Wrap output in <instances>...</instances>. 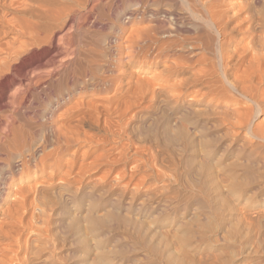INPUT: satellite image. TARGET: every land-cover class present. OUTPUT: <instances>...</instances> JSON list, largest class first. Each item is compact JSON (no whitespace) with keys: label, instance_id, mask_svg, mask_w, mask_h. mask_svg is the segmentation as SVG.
Instances as JSON below:
<instances>
[{"label":"rangeland","instance_id":"374dc122","mask_svg":"<svg viewBox=\"0 0 264 264\" xmlns=\"http://www.w3.org/2000/svg\"><path fill=\"white\" fill-rule=\"evenodd\" d=\"M258 1L259 4H257ZM234 2L237 3L235 7L239 8L240 11L242 10L240 12V19H244L245 21L241 28L244 30L241 31L243 34L241 33L237 36L241 39L237 46L239 48L245 47L246 51L244 55L246 59L248 55L252 53L253 49L260 47L259 41H264V0H257V2L256 0H233V3ZM238 4H240V7H238ZM95 12L89 16L88 21H85L80 19L84 13L86 15V12L82 11L79 14L80 16L78 17L79 19L76 27H74L71 32L73 34L79 32L74 35L75 38L80 35L77 41L82 42V45L80 42V47L83 46L82 48L85 47L83 44L88 45L89 43L90 46L91 44L94 46L95 43L99 44L101 40H103L102 38H104V36H101L100 32L99 35L96 32L99 31V29L94 22H97L99 15ZM81 14L83 15L81 16ZM94 14L95 16H93ZM93 19H95V21ZM84 21L86 23L88 22L90 28L87 24H83ZM78 22L82 23L79 24ZM79 25L83 26L82 31L79 29L77 31L75 30L77 27H80ZM92 26H94L96 30H92ZM107 27L105 28L106 31ZM106 31L104 33L107 34ZM91 38L93 39L91 40ZM99 39L100 41H98ZM95 40L97 42H95ZM115 53L116 50L113 49L111 54L113 58L110 60L113 65V67L111 66V70L114 68L112 74L119 69L117 64L114 63ZM261 53L264 56V53ZM107 61H109V58ZM192 64L193 68H191ZM115 65L116 67H114ZM184 67L194 71V68L197 69L201 66L193 62L188 64L187 67ZM118 71L115 72V76L111 75L110 72L107 73L106 76H112L114 78L120 77L119 79L124 81L123 84H125L127 80V82L131 80L130 82H133V84L137 79H142V81L140 80L142 83L143 80L151 81L152 85L155 87L154 89L151 87L153 93L146 92L145 94V92L142 93L137 91L138 93L133 101V106L131 105L129 109L122 108L118 114L111 116V118H107L104 112H101L100 114L95 113L93 117L82 120L78 124L79 126L76 125L75 131H73L74 136L73 134L71 136V144L73 145H70L71 147L67 150L66 155L60 156L56 153L57 156H54L56 161L55 167L50 170L45 169L36 178H33L32 175L28 181L22 183V185L27 186V188H34L32 191H30L31 189L29 188L28 197L30 203H28V207L25 209L26 213L24 212L23 222L21 221L23 225L21 226V229H23V237L21 240L23 239L24 242L20 240V243H22L20 245V256L18 257V259L21 258L19 260L21 261L20 264H166L164 259H160L141 245L139 241L141 234L138 235V233L141 232L140 229H142L141 225L144 227V231L142 229V232H144L143 237L146 236L149 239L145 237L147 242L153 241V244L150 243L151 245H157V240L159 241V245L160 242L162 244L164 241L160 239H163L162 237L165 239L170 233L171 237L169 236L170 238L167 237L165 239V242H167L166 244H170L168 245L171 250L168 249L169 252H171L170 255H173L172 251L174 252V250H176L174 255H179L180 253V255L183 256L175 255L172 257H175V259L179 257L181 261L182 258L185 259L183 262H188L185 264H202L206 255L208 256L206 259L213 264H231L233 261L232 264H261V262L264 264V254H262V251H257L255 248L250 247L253 246V244H251L253 240L251 238H253V236L248 233L246 235V222L244 219L246 213L249 215L253 212H264V192L259 193L254 189L258 184H260V186L264 184V143H254V140L248 137L249 133L243 132V128L239 125L233 127V124L238 120V115L234 113L236 104L232 103L234 97L231 94H226V92L222 90L221 84L213 82L215 78L208 79L206 77H200V82L207 84L206 82L210 81V83L215 86H213L211 91L208 90L204 94L202 92H200L201 94H196L194 92L195 90L191 88L185 91L186 93L184 95H180L179 93L182 89L180 86H183L181 83L182 78L177 75L175 69L164 74H159V69L154 71L153 68L145 73L135 72L134 70L131 74L126 75H122L120 74V70ZM155 72L158 74H153ZM156 75L157 77H153ZM137 76L139 77L137 78ZM128 78L131 79L129 80ZM87 95L93 97L91 94ZM231 97L233 99H231ZM258 104L259 110L253 107L250 113L252 116L250 117L252 120V128L256 126L259 128L263 126L264 128V95L261 96ZM184 106H189L190 108L188 107L187 109ZM184 108L187 110V115L182 111L185 110ZM181 114L183 116H181ZM231 118H234V120H231ZM26 128L23 129L28 132L29 127ZM197 128H199V130ZM42 129H39V131L37 129L36 131L37 141H35L38 142L37 144H40L42 142L41 140L45 138L48 133L47 128ZM185 130H187V132H185ZM194 130L198 134L194 132ZM40 131L41 133H38ZM42 131H44L45 134H43L44 132ZM192 135H194L193 138ZM180 139H185L190 142L184 141V143ZM183 144L186 146H183ZM258 144L261 145V147H257L259 146ZM187 145L189 147H187ZM57 147L58 146L53 144L52 140L49 139L44 147L45 150L44 148L43 150L47 151L45 153L49 151L54 152ZM52 159L53 157L51 160ZM59 159L62 160L61 164L57 163ZM70 159L73 160V162H70L71 165L68 162ZM247 159L249 161H247ZM254 163L256 164L255 167ZM56 164L59 165L56 166ZM248 165H250L254 174L252 170L248 171ZM239 166H241V168ZM67 167H70V170ZM0 168L2 169L1 172L6 170L3 165H0ZM193 169L198 170V172L196 170L194 172ZM257 171L260 174L257 173ZM253 176H259V178ZM11 178L18 179L16 176H12ZM221 178H225V181L221 180ZM214 179H219L220 185H218L219 180H215V182ZM221 181H224V183L221 184ZM226 182H229V185ZM248 184H252V186ZM217 185L219 187H217ZM205 188H207V190H205ZM251 188L253 190L249 191ZM31 195H33V197ZM203 195H207L206 200ZM208 196L210 197L208 198ZM63 197L64 199H62ZM211 197L215 199L212 198L211 201ZM195 198H197V200ZM181 202H183V204ZM108 204L110 206L112 204L114 205L120 219H125L126 221L130 220V223H128L132 224V227L131 225L127 227V224L125 226L122 220H120L121 222L117 220L118 223L116 220H114L116 223L113 221L107 222L106 216L110 213V206ZM208 204L211 206L208 207ZM184 205L187 206V208ZM212 206L216 208L218 215L212 210ZM172 208L177 209V212H175V210L173 212ZM224 208H226V210H224ZM157 209H160L161 212H158L159 215L157 213L154 215V211ZM33 212L35 214H33ZM146 212L151 213L148 214ZM88 214L89 216L93 215L92 217L97 221H102L101 219H104L106 222L103 225H97L95 229L92 228V231V229L86 225L88 221L85 218H88ZM29 215H32V217ZM220 215L223 216L220 217ZM188 216L192 217L190 218ZM73 221H80L79 223L77 222L78 232H75L77 236L69 232L71 231L69 227H72ZM221 221L224 223L222 224ZM70 222L72 224H70ZM132 222H134L135 225L139 223L141 225L139 224L140 227L139 225H134V230V223ZM177 225H179L180 228ZM224 226L226 228L225 231ZM240 227L243 230L240 229ZM131 229H133V231ZM148 229L149 232H147ZM165 229L167 231L169 230L168 234L165 232ZM161 230L163 233L160 235ZM170 230L173 233H171ZM181 230L185 231L182 232ZM233 231H237L239 234ZM186 234L192 236V239L189 240V244L185 246L180 243L181 240L185 239L183 237H186ZM152 235L153 240L150 239ZM164 235L167 236L165 237ZM173 235L180 240L177 242L178 240L176 239L177 245H180V247L175 244L176 242H174L175 238ZM180 235L182 238H179ZM233 235H235V238ZM237 235L238 237H236ZM154 236L157 243L154 240ZM202 236H204V239L201 240L200 237ZM171 238L174 239V243H171ZM25 239L28 240L26 241ZM234 239L237 242H235ZM169 240H171V242ZM95 241L97 242L95 243ZM230 241L234 244H231ZM10 242L12 243V241ZM8 245V243L7 246L5 245L8 247L7 249L10 248ZM170 247H172V249ZM173 247H177V249L179 247V252L176 248L173 249ZM233 249L234 251L236 250V256ZM249 249L250 256L248 255ZM254 249L256 251H253ZM98 250H101L100 252H103L102 255L104 256H101V253L99 255ZM237 250L239 252H237ZM183 251H185L186 254L183 253ZM252 251L258 254L255 253L256 255H254ZM111 252H113V254ZM5 253L7 256L8 254L11 255V252L7 254L6 251ZM192 255L194 256L191 257ZM232 255L234 257H232ZM103 258H105V261ZM212 258L215 263L212 261ZM197 260L201 262H197ZM204 261L206 260L204 259ZM206 262L212 264L211 262Z\"/></svg>","mask_w":264,"mask_h":264},{"label":"bare ground","instance_id":"6f19581e","mask_svg":"<svg viewBox=\"0 0 264 264\" xmlns=\"http://www.w3.org/2000/svg\"><path fill=\"white\" fill-rule=\"evenodd\" d=\"M237 3H233V0H0V165H3V167L6 168L4 172H1L2 169L0 168V264H20L21 262L19 261L21 258L18 259L20 256V245L22 244L20 243V240L23 237V229H21V226H23L22 219L24 217L23 215L26 213L25 209L28 207V203H30L28 194L29 190L31 189L29 186L28 187L30 189L27 188V186H23L22 183L28 181L32 175L33 178H36L45 169L50 170L55 167L56 161L54 156H57L56 153H58L60 156L66 155L67 150L71 147L70 145H73L71 144V136L73 131H75L76 125L79 126L78 124L82 120L88 117H93L95 113L100 114L101 112H104L107 118H111V116L118 114L122 108L129 109L133 104L138 92H145V94L146 92L153 93L152 89L155 87L152 85L151 81H148L147 79V81L143 80V83L141 82L142 79L139 78L141 81L137 79L138 82L135 79L136 81L133 84V82H130L131 78H128L130 81L127 82V80L125 84H123L124 81L119 79L120 77H112L111 75L116 74L115 72L118 70H120V74L126 75L131 74L134 72V70L135 72L137 71L145 73L153 68L154 71L159 69V74H164L175 69L177 75L182 78V82H180L183 86L178 84L180 87H182L179 93L180 95H184L186 93L185 91L191 88L195 90L194 92L196 94L200 92L204 94L208 90L211 91L214 85L210 83V81L206 82L207 84L200 82V77H206L208 79L215 78V81L213 82H218L221 84L222 90L226 92V94H231L234 97V101L232 103L236 104H234V113L238 115V120H236V123L233 124V127L239 125L241 128H243V132H248V137L254 140V143H264V130H262L264 129L263 126L262 128L260 127L261 130L257 126L252 128V120L250 118L252 117L250 113L253 107L256 108V110H259L258 102L261 96L264 95V56L261 53H264V41H259L260 47L258 46L259 48L253 49L252 53L245 59V47H241V49L237 46L241 40L237 36L242 33L241 31L243 29L241 28L243 22H245L244 19H240V12L242 10L240 11L239 8L235 7V4ZM257 4H259V1ZM238 5V7H240V4ZM82 11L86 12V15L85 13L84 15L81 14V16H83L82 18L80 17V19L85 21L89 20V16L93 12H97L100 19L98 18V20L96 19L97 22H94L99 29V31L96 32L98 35L100 32L101 36H104V38L100 36L103 40H101L99 44L95 43L94 46H92V44L90 46L88 43L89 48L88 45L85 44H83L85 46L84 48H82L83 46L80 47L81 41H77V38L80 35L77 38H75L74 35L79 32L74 34L71 33L74 27H76L77 21L79 19L78 17L80 16L79 14ZM93 16H95V14ZM93 20L95 21V19ZM85 21L83 24L88 25V22L86 23ZM78 23L81 24L82 22ZM94 26H92V30L94 29ZM80 27H77L75 30L77 31L79 29L82 31L83 26ZM106 27L107 31L105 29ZM105 31L107 34L104 33ZM96 32L95 34L97 35ZM92 39L93 38H91V40ZM98 41H100V39ZM95 42L97 41L95 40ZM113 49L116 50L114 63H116L119 67V69L116 70L114 74H112V70L114 68L111 70V66L113 67V65L110 61L111 58H113L111 55ZM108 58L109 61H107ZM193 62L198 64V66L200 65L201 67L197 69L194 68V71L190 70V68L188 69L184 67H187L188 64ZM114 67H116V65ZM191 68H193V64ZM109 72L111 77L106 76ZM158 73L155 72L153 74ZM138 77L139 76H137V78ZM153 77H157V75ZM151 87L153 88L151 89ZM87 94H91L93 97H90ZM218 99L221 100L220 98ZM231 99L233 98L231 97ZM188 107L185 108L188 109ZM182 111L185 113V115H187L186 109ZM181 116L183 115L181 114ZM231 120H234V118H231ZM24 126L29 127L28 132L24 131L23 128H26ZM42 128H47L48 133L46 132L47 135L45 138H43L42 135V142L37 144L36 131L37 129L39 131V129ZM197 129L199 130V128ZM185 132H187V130H185ZM194 132L196 131L194 130ZM38 133H41V131ZM43 134H45V132ZM193 136L194 135H192V138ZM49 139L52 140V143L58 147L54 150V152L49 151L48 153H45L47 151H44V147L48 143ZM187 140L184 139L182 142H188ZM183 146L186 145L183 144ZM187 147L189 146L187 145ZM257 147H261V145ZM52 157V160L54 161L51 160ZM71 160L72 159L68 161L69 164L70 162H73V160ZM247 161L249 160L247 159ZM61 162L62 160H57V163L61 164ZM59 164H56V166ZM248 166V171L252 170L250 165ZM255 166L256 164L254 167ZM239 167L241 168V166ZM67 168L70 170V167ZM196 171L198 172V170ZM257 173L259 172L257 171ZM12 176H16L18 179H12ZM253 177L259 178V176ZM222 178L221 180L225 179ZM215 180L217 179H214V181ZM224 181H221V184H223ZM226 183L229 185V182ZM218 185H220V180ZM218 185L217 187H219ZM249 186H252V184ZM262 186L258 184V186L254 189L259 193L264 192V184H262ZM32 189L30 191H32ZM205 190H207V188H205ZM250 190L253 189L251 188L249 191ZM31 196L33 197V195ZM206 196L204 197L205 200ZM209 197L210 196H208V198ZM212 198L213 197H211V201ZM62 199H64V197ZM195 199L197 200V198ZM181 203L183 204V202ZM210 206L211 205L208 204V207ZM185 207L187 208V206ZM36 209L38 210L37 207ZM174 210L177 212V209H173V212ZM212 210L217 213L216 208L213 206ZM224 210H226V208H224ZM159 211L160 209L155 210L154 215H156V213L159 215ZM146 213L150 214L151 212ZM33 214L35 213L33 212ZM29 216L32 217V215ZM92 216H89L88 214V218H85L88 222H86L84 219V221L87 223V227L90 229H95L97 225H103L106 222L104 219H101L102 221H97ZM222 216L220 215V217ZM106 218L107 222L122 220L125 226L127 224V227L128 225H131L132 227V224H129V219H127L129 221H126L125 219L119 218L117 210L113 204L110 206V213L106 216ZM244 219L246 222V235L248 233L249 235L252 234L253 236V238H251L253 239L251 241L253 246L250 247L255 248L257 251H262V254H264V212H253L249 215L246 213ZM73 222V224L70 222L72 227H69V229L71 228V231L69 232H72L75 235L78 232L77 227L80 221H77L78 223L76 221ZM134 225L135 223L133 224L135 230V226L137 225ZM177 226L179 227V225ZM141 227L142 229L144 228L142 225ZM142 229H140L141 232ZM149 229L147 232H149ZM240 229L242 228L240 227ZM131 230L133 231V229ZM225 230L226 228L224 226V231ZM168 231L166 230L165 232L168 234ZM141 232L138 233V235L141 234L139 240L141 245L147 248L152 254L158 256L160 259H164L166 264L188 263H184L183 260L185 259L183 258L181 261V258L179 259V257H176L177 260L175 257H172L176 255H174L176 250H174V252L172 251L173 255H170L171 252H169L170 249L168 246L170 244H166L167 242H165L167 237H171L170 233V237L164 235L167 237L165 239L162 237L164 240L160 239L161 241L165 242L162 244L160 242V245L158 244V240V243L156 242L154 236V240L157 245H151L150 243L153 244V241L147 242L145 240L147 237H143L144 232ZM162 233L163 231L161 230L160 235ZM235 233L238 232L236 231ZM153 235L150 239H152ZM233 236L235 238V235ZM173 237L175 238V235H173ZM236 237H238V235ZM179 238H182L181 235ZM183 238L185 239L181 240L180 244L186 246L189 244V240L192 239V236L186 234V237ZM200 238L202 240L204 239V236ZM176 239L177 238H175V240L172 239V242L171 240L169 241L174 243L176 242ZM177 240V242L180 241L179 239ZM6 241L9 244L8 246H10L9 249L6 247ZM8 241H12V243L10 242L11 245ZM22 242H24V240ZM96 242L97 241H95V243ZM177 242L175 243L176 245ZM235 242L237 241L235 240ZM231 244L234 243L231 242ZM177 246L180 247V245ZM179 247L178 249L175 247L177 251L179 250ZM170 248L172 249V247ZM175 248L173 247V249ZM255 249L253 251H256ZM6 251L7 254L8 252H11V255L8 254L10 257L6 255ZM100 251L99 255L101 253ZM249 251L250 249L248 250V255ZM113 252L111 253L113 254ZM237 252L239 251L237 250ZM183 253H185V251H183ZM255 253L253 252L254 255H256ZM102 254L103 252L101 253V256H104ZM236 255L237 253L235 256ZM193 256L194 255L191 257ZM207 257L208 256L206 255L204 259L210 263L211 261L206 259ZM232 257L234 256L232 255ZM103 259L105 261V258ZM204 259L202 264H208L206 261H204ZM198 260L197 262H201Z\"/></svg>","mask_w":264,"mask_h":264}]
</instances>
